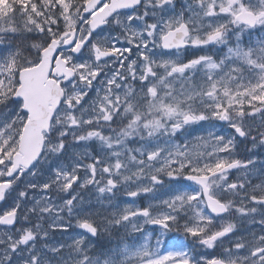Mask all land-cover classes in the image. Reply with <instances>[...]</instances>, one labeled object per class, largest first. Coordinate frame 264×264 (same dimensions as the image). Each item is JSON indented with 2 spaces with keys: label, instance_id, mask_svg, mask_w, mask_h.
Segmentation results:
<instances>
[{
  "label": "snow or ice",
  "instance_id": "obj_1",
  "mask_svg": "<svg viewBox=\"0 0 264 264\" xmlns=\"http://www.w3.org/2000/svg\"><path fill=\"white\" fill-rule=\"evenodd\" d=\"M0 264H264V0H0Z\"/></svg>",
  "mask_w": 264,
  "mask_h": 264
}]
</instances>
